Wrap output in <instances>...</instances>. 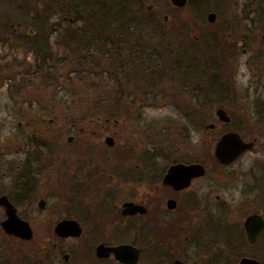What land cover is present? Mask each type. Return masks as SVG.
<instances>
[{
	"label": "flooded vegetation",
	"instance_id": "af4514ba",
	"mask_svg": "<svg viewBox=\"0 0 264 264\" xmlns=\"http://www.w3.org/2000/svg\"><path fill=\"white\" fill-rule=\"evenodd\" d=\"M195 48L182 59L190 71ZM114 50L117 58L131 52ZM239 50L235 44L213 47L207 105H200L196 77H181L180 98L189 93L193 100L182 145L206 129L203 154L169 161L159 152L140 153L122 135L124 106L114 97L115 106L85 114L78 137H44L37 130L17 154L0 153V264H264V90L232 95L231 79L217 70L236 62ZM235 98L252 119L231 115ZM231 133L251 146L225 162L216 150ZM175 165L195 168L173 184L167 176ZM10 214L20 228L31 227L32 238L7 232ZM65 221L76 222L80 236L57 232Z\"/></svg>",
	"mask_w": 264,
	"mask_h": 264
},
{
	"label": "rangeland",
	"instance_id": "374dc122",
	"mask_svg": "<svg viewBox=\"0 0 264 264\" xmlns=\"http://www.w3.org/2000/svg\"><path fill=\"white\" fill-rule=\"evenodd\" d=\"M4 1L0 0V14L6 13L15 23L16 34L10 33L13 46L32 41L26 35L34 37L48 63L36 61L32 53L26 55L16 46L0 50V153L17 154L23 139H30L37 130L44 137L67 140L70 135L77 136L74 132L82 127L85 114L96 106H115V98L124 106L122 135L140 153L159 152L169 161L182 154H203L209 144L206 129L194 140L188 138L190 144L182 145V132L188 131V117L192 116L188 106L193 100L189 93L180 98L185 87L181 77H196L200 105H207L216 68L210 54L218 44L240 48L236 62L217 69L219 75L231 79L232 95L243 96L248 89L264 90V0H201L203 11L193 4L177 8L171 0H128L132 7L138 3L142 9L138 21L120 22L115 18L117 12L112 16L109 12L110 18L105 19L106 26L116 28L119 40L131 36L132 57L121 54L118 65L115 61L113 66L104 51L93 50L85 54L93 58L89 63L75 64L76 55L65 50L63 42L69 33L85 37L90 33L88 16L70 10V0ZM210 12L218 17L215 23L208 21ZM59 30L62 33L57 34ZM18 40L21 42L16 44ZM194 46L199 55L190 71L191 66L182 65V59L188 58ZM125 48L128 44L121 49ZM243 109L241 99L240 103L239 98L232 100L231 115L239 121L241 117L252 119ZM206 116L200 118L204 127L210 122ZM71 242L72 247L79 246L78 240Z\"/></svg>",
	"mask_w": 264,
	"mask_h": 264
},
{
	"label": "trees",
	"instance_id": "16d2710c",
	"mask_svg": "<svg viewBox=\"0 0 264 264\" xmlns=\"http://www.w3.org/2000/svg\"><path fill=\"white\" fill-rule=\"evenodd\" d=\"M7 1V0H5ZM4 1V2H5ZM113 1V4L111 3ZM71 7L70 10L75 11L77 14H86L88 16V22L90 29L88 32L89 37L85 36H78V32H72L67 35L66 41L63 42L65 46V50H71L76 55L75 58V64H81L88 61V63L93 59L92 57H86L85 54H89L90 52L93 53L95 50H101L106 53V60L108 59L110 61V64L113 66L115 61L118 65V59L115 54V48H123L125 45L128 44V47L130 48V41L131 36L125 37L124 40L118 39V33L116 28L112 25L107 24L105 25V19L110 18L108 15L109 12L111 13V16L113 15V12H117V15L115 18L119 20L120 22H128V24H131L132 20L138 21V12H142V9H140V5L137 3L135 6L132 7V3L128 0H110L107 4L106 0H70ZM201 0H197L194 2V0H190L189 4H193L196 9L199 11L204 7H201ZM109 5L113 6L112 9H110ZM120 9V12L119 10ZM206 10V9H205ZM131 12H133V17H131ZM13 24L10 21V19L6 18V13L0 14V50L1 49H7V48H14L15 46V40L13 41L10 37V33L16 34V31L13 29ZM104 24V25H102ZM17 27V26H14ZM6 28H9V31L6 30ZM121 28V27H120ZM5 29V30H4ZM62 33L61 30L58 31L57 34ZM108 33L111 34V37L107 36ZM8 34V36H7ZM64 34V33H63ZM62 36V35H61ZM127 36V35H126ZM27 38H30L32 41H26L20 45H18V49H23L25 54L32 53L36 61H40L42 63H48L47 55L41 47L37 46V42H35L34 37H30L26 35ZM61 38V37H60ZM18 42H21V40H18ZM94 50V51H93ZM109 52V53H108ZM90 53V54H91ZM121 55V54H120ZM130 57L131 54H130ZM100 60H103V57L99 58ZM94 63V62H93ZM116 65V69H117ZM84 72V70H81ZM118 71L115 70L114 73H117ZM118 74V73H117ZM44 79H48V77H43ZM78 78V77H76ZM95 78V77H94ZM50 116H52L50 114Z\"/></svg>",
	"mask_w": 264,
	"mask_h": 264
},
{
	"label": "water",
	"instance_id": "95a60500",
	"mask_svg": "<svg viewBox=\"0 0 264 264\" xmlns=\"http://www.w3.org/2000/svg\"><path fill=\"white\" fill-rule=\"evenodd\" d=\"M171 1L175 6H179V7L185 6L188 2V0H171ZM209 19L210 21H215L216 14L211 13L209 15ZM30 34H33V31H30ZM219 116L223 118L224 120H227V121L230 120L228 117L226 118L225 112L222 110L219 111ZM250 146L251 144L249 145L245 144V142L241 140L239 135L231 133V134L224 136L221 139V141L219 142L217 146L216 153L218 157H220L221 160L228 162V161H231L237 158L246 148ZM194 168L195 167L193 166L185 167L183 165H175L170 169L169 174L167 176V180L168 181L172 180L171 183L176 184V180L178 179L180 175L191 174V171ZM9 212H10V209H9ZM13 218L14 217L10 214V218L4 223V227L7 230V232L12 233V234L21 235L22 237L28 238V239L32 238L31 227L28 224L24 223L22 228H20L19 226V223H21L20 220L18 224H14L12 220ZM57 232H59L60 234H63L64 236H70V235L80 236L81 229L76 222L65 221L57 227ZM119 249H122V248H119ZM247 261L249 260H246L245 264H247L246 263Z\"/></svg>",
	"mask_w": 264,
	"mask_h": 264
}]
</instances>
